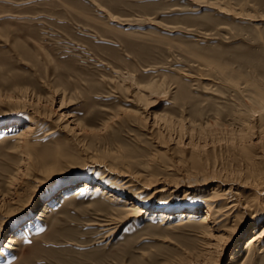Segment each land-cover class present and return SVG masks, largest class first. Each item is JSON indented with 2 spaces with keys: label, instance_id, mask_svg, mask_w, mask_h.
Returning a JSON list of instances; mask_svg holds the SVG:
<instances>
[{
  "label": "rangeland",
  "instance_id": "374dc122",
  "mask_svg": "<svg viewBox=\"0 0 264 264\" xmlns=\"http://www.w3.org/2000/svg\"><path fill=\"white\" fill-rule=\"evenodd\" d=\"M212 198L217 238L175 226ZM263 225L264 0H0V264H230Z\"/></svg>",
  "mask_w": 264,
  "mask_h": 264
},
{
  "label": "bare ground",
  "instance_id": "6f19581e",
  "mask_svg": "<svg viewBox=\"0 0 264 264\" xmlns=\"http://www.w3.org/2000/svg\"><path fill=\"white\" fill-rule=\"evenodd\" d=\"M32 128L33 127L31 125L26 126L24 128V133L30 132L32 130ZM91 188H93L91 181L84 182L80 187L77 188L75 193L77 196H80L84 193H87ZM67 190H71V189L68 188ZM96 191L101 192V194L105 198L110 200V202L122 203L124 206V211H125V220L131 219V218H140L147 213L155 212V213H153V215H155L157 218H161L160 219L161 225H166L167 223L169 224V222L172 220L173 217L171 215L175 214V213H172L171 210L158 212L156 207L153 206V204H152V200H151L152 198L151 197L149 199H144V200H140V199L134 200L133 198L128 197L127 194L126 195L125 194H123V195L122 194H120V195L109 194L108 192H106V189H103L99 186L96 187ZM65 193H66V189L63 190L61 195L65 194ZM218 200H222V199L221 198H219V199L212 198L210 200L208 199L206 201V203L208 204V208H209L208 212L200 218H199V216H197L198 213L195 210L194 211H184V212L179 213V215H177V216L182 218V219L176 221L175 226H182V225H185L188 223H192V222H194L193 220L197 219L198 223L207 224V227H208L209 232H210L209 237H211V239L217 238L215 236L216 235L215 233H219L220 229L216 228L215 226L214 227L211 226V213L212 212L217 213V216H219L218 218L223 217V218H220L221 221H223L226 218H230V215L232 216L233 211L235 209H237V207H238V205L232 204L229 207H227L226 210H223V209L216 210L217 205H218ZM139 202H140V204H139ZM216 203H217V205H216ZM229 204H231V203H229ZM150 211H152V212H150ZM261 241H264V225L256 234H254L247 241L248 245L246 247L242 246L243 248L237 249L238 251L235 254V256H233L234 258L231 260L230 264H237L238 258L240 256H242V254H243V250L244 251L252 250V249H254L255 245ZM9 244H13V245L16 244L15 238L9 237L8 244L6 245V247L10 246ZM1 254H2V252L0 251V255ZM243 261L245 263V262H247V259L243 260Z\"/></svg>",
  "mask_w": 264,
  "mask_h": 264
}]
</instances>
